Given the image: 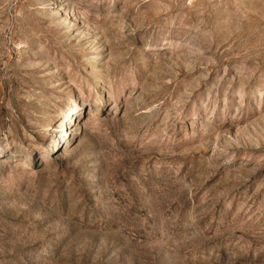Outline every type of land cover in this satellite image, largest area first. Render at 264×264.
<instances>
[{
  "label": "rangeland",
  "instance_id": "obj_1",
  "mask_svg": "<svg viewBox=\"0 0 264 264\" xmlns=\"http://www.w3.org/2000/svg\"><path fill=\"white\" fill-rule=\"evenodd\" d=\"M0 264H264V0H0Z\"/></svg>",
  "mask_w": 264,
  "mask_h": 264
}]
</instances>
